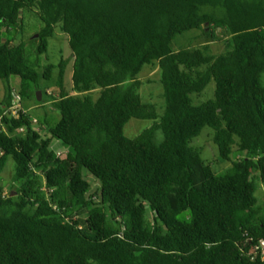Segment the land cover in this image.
<instances>
[{"label": "trees", "instance_id": "16d2710c", "mask_svg": "<svg viewBox=\"0 0 264 264\" xmlns=\"http://www.w3.org/2000/svg\"><path fill=\"white\" fill-rule=\"evenodd\" d=\"M24 13L43 23L38 54L58 27L68 36L74 72L69 92L66 58L38 71L25 44L0 42V264H264V0H0V38ZM196 31L226 35V51L174 49ZM156 66L163 114L140 95ZM12 76L55 89L60 121L33 120L21 102L13 114ZM211 82L214 99L197 103ZM133 118L155 123L133 139ZM205 128L225 173L192 145Z\"/></svg>", "mask_w": 264, "mask_h": 264}, {"label": "rangeland", "instance_id": "374dc122", "mask_svg": "<svg viewBox=\"0 0 264 264\" xmlns=\"http://www.w3.org/2000/svg\"><path fill=\"white\" fill-rule=\"evenodd\" d=\"M23 29L19 32L17 30H12L9 33L3 34L1 36L2 41L5 42L9 39H17L26 46V58L30 66L41 71V66L48 64H58L63 56L69 61V65L65 77V86L67 91H71L72 88V77H73V60H72V50L69 45V39L66 34L61 32L60 27L55 30V36L49 41V52L47 54H38L39 42L34 39V36L43 28L42 21L33 13H24L23 16ZM220 40H213L210 37L203 35L201 31H196L189 33L184 36H180L173 44L174 49L188 48L189 46H201L204 44H209L211 52L213 55H220L226 51V44L223 41L227 36L219 33ZM4 38V39H3ZM141 81L143 82V87L140 90V95L142 96L145 103H151L157 105V110L160 114H163L164 99L163 89L160 85L161 80V70L158 66L156 67H145L141 74ZM46 83H42L45 86ZM10 86L15 92L16 96L21 97V107L29 116L35 120L39 119L41 122L49 121L50 126H54L60 121L61 115L55 110L51 105L50 96H58L55 89L50 88L47 91V95L43 96L42 101L38 100L37 85L34 83H25L19 77L12 76L10 78ZM8 84L0 81V120H1V108L5 102L6 92ZM216 85L211 82L209 86L200 95H196L195 99L197 103L208 102L215 97ZM42 92V91H41ZM10 112V111H9ZM12 112V110H11ZM155 123L154 120H137L132 119L128 125L125 127V135L129 138L136 139L144 130L150 128ZM37 129H42V134L47 133L48 128L41 127L39 125L35 126ZM49 127V126H47ZM163 140L161 133L157 135V141ZM195 147H201L204 151L202 157L207 162H212L214 170L220 174L226 172L227 169L232 167V162L228 163L221 159L218 155L219 148L213 141V131L210 128H205L200 136L196 137L192 143ZM54 147L57 150H66L61 142H56ZM235 160V155L232 156V161ZM16 167L15 162L10 160L8 166L5 167L4 172L1 174L2 182L1 184L6 187L5 193H7L13 184L12 175ZM84 178L90 183L92 189L88 196L96 195L101 191V183L93 177L88 171H83ZM256 185L260 186L258 197H260V205L264 204V185H261L259 181H256ZM16 193H13L15 195Z\"/></svg>", "mask_w": 264, "mask_h": 264}, {"label": "built area", "instance_id": "2783aa9c", "mask_svg": "<svg viewBox=\"0 0 264 264\" xmlns=\"http://www.w3.org/2000/svg\"><path fill=\"white\" fill-rule=\"evenodd\" d=\"M14 99H15V102H14V106L12 107V113L16 114L17 111H18L17 110L18 109V105L20 104V97L15 95ZM262 246L264 247V242H263Z\"/></svg>", "mask_w": 264, "mask_h": 264}, {"label": "water", "instance_id": "95a60500", "mask_svg": "<svg viewBox=\"0 0 264 264\" xmlns=\"http://www.w3.org/2000/svg\"><path fill=\"white\" fill-rule=\"evenodd\" d=\"M38 36H39V35H38V34H36V35L34 36V39H37V38H38ZM37 97H38V100H39V101H41V99H42V92H41V91H39V92H38V95H37Z\"/></svg>", "mask_w": 264, "mask_h": 264}, {"label": "clouds", "instance_id": "9594fccd", "mask_svg": "<svg viewBox=\"0 0 264 264\" xmlns=\"http://www.w3.org/2000/svg\"><path fill=\"white\" fill-rule=\"evenodd\" d=\"M16 95V94H15ZM19 96V95H18ZM20 97V96H19ZM21 98V97H20ZM20 102H21V99H20ZM20 106V105H19Z\"/></svg>", "mask_w": 264, "mask_h": 264}]
</instances>
